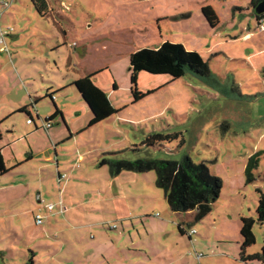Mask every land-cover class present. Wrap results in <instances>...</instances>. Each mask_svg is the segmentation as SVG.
Listing matches in <instances>:
<instances>
[{"label":"rangeland","instance_id":"1","mask_svg":"<svg viewBox=\"0 0 264 264\" xmlns=\"http://www.w3.org/2000/svg\"><path fill=\"white\" fill-rule=\"evenodd\" d=\"M44 1L48 12L42 18L31 0H0V89H3L0 117L10 115L3 125L4 132L12 130L13 125L18 127L15 135H5L15 141L17 155L22 158L30 153L26 135L35 130V125L26 127L28 116L18 106L28 103L37 124L42 125L37 112L43 120L55 112L52 99L46 98V94L68 85L75 77L70 62L79 66L77 70L88 73L105 69L101 75L105 86L113 72L119 86L112 97L118 110L114 124L96 127L86 124L74 140L58 148L61 158L71 156L77 151L76 138L83 139L82 152L91 148L93 153L80 165L94 168L98 161L94 179L100 181L82 182L76 201L98 198L97 192L106 189L114 177L108 166L99 165L100 160L183 161L190 157L222 179L223 189L213 211L202 221H195V212H191L192 219L188 220L193 224L185 225L184 235L178 229L179 219L172 213L164 189L156 185L155 172L137 173L140 181L136 182L126 177L133 176L131 172L115 175L114 179L119 180L115 185H125L131 192L128 201L132 207L144 203L153 207L149 210V216L153 217L145 221L150 235L143 224L137 226L141 233L137 249L141 252L132 260L125 256L126 264H264V224L256 222L253 229L256 242L246 250L240 233L241 218L257 221L261 197L258 190L264 194V159L254 172L257 179L254 183L247 185L245 174L249 159L264 152V30L257 24L250 0ZM201 5L216 9L219 18L216 28L204 18ZM244 27H250L254 33L251 41L238 37L242 31H237ZM63 32L68 33L67 39ZM165 42L182 44L187 51L198 52L207 62L211 78L202 80L189 73L173 81L168 75L142 72L137 81L139 91L155 93L135 103L130 81L131 55L145 48L157 49ZM21 76L23 81L19 80ZM5 89L10 92L6 94ZM75 89L70 88L67 96L60 97V93L56 97L65 102L69 96L73 102ZM34 91L38 94L34 95ZM29 95L42 99L35 108ZM83 120L81 117L77 124ZM154 134L178 138L148 146L146 141ZM32 139L42 141L37 133ZM5 158L7 168H13V155L7 151ZM52 158L53 166L49 169L41 171L38 160L0 177V264H28L31 250L37 254L35 264H55L49 263L53 255L42 247L43 243L32 244L38 239L36 233H44L47 220L37 226V215L31 213L34 204H38L39 192L45 203L60 201L63 185L56 182L54 150ZM60 171H65L64 166ZM136 188H147V195L140 193L142 197L134 198ZM158 194L162 200L152 198ZM100 196L103 202L96 204V208L111 209L107 196ZM95 215L102 217L88 220L103 223L88 230L89 236L127 238L129 242L128 223L122 233L123 224L115 217L107 214L112 218L107 222L109 218L105 219L103 212ZM192 230L195 233L190 237ZM60 259L57 261L65 264L76 263L74 259L70 263ZM79 262L88 264L87 260Z\"/></svg>","mask_w":264,"mask_h":264},{"label":"crops","instance_id":"2","mask_svg":"<svg viewBox=\"0 0 264 264\" xmlns=\"http://www.w3.org/2000/svg\"><path fill=\"white\" fill-rule=\"evenodd\" d=\"M226 0H223V2ZM250 4V3H249ZM211 7V6H210ZM213 7V6H212ZM201 8L203 9L204 6L201 5ZM216 10V9H215ZM255 15V14H254ZM219 21V18H218ZM257 21V19H256ZM257 24L259 25V22L257 21ZM240 31L241 34L238 36H241V39L245 40H252L254 33H252L251 28H243L239 29L237 33ZM64 38L67 39L68 33L63 32ZM250 38V39H249ZM67 43V41L65 42ZM75 44V43H74ZM76 45V44H75ZM59 46H57L58 48ZM85 47V46H83ZM253 54L254 51H251ZM84 51H81V55H83ZM13 64V63H12ZM69 67H71L70 71L73 72L75 77L72 81L66 86L56 87V89L53 90V92H49L46 94V98H51L52 105L54 106V109L56 110L55 106L57 107L58 111L61 112V115L58 116L54 121H52V126L46 130L43 128L44 123L46 120H43L40 116H38L37 112V118L38 120L42 121V125H38L34 117L32 116V112L30 110V107L28 103H24L22 106H18L22 109L27 108V113H24L28 116V120H30V116L33 117L34 121L32 124H28L27 120V128H30L31 126L35 125V130H31L26 135V144L28 149L30 150V153H28L25 157H20L16 153V149L14 147L15 141H12L5 137V135H11L17 132L18 127L16 125H13L12 130L4 132L3 125L9 120L10 115L8 116H2L0 117V131L2 134V139L0 140V148L2 149V153L4 155L3 160L6 165V152L8 151L9 154L13 155V168L16 167H22L24 165L30 166V164L34 162L41 161V164L38 165L39 169L42 171V169H49L51 166H53L52 153L53 150L56 152L57 159H56V166H57V172L56 175V182H59V185L62 186L61 191H59V199L60 201L56 203H45L42 199V194L40 192L38 193V204L32 207L31 213L39 215L41 214L43 207H45L48 204L56 205L58 206L61 202L66 207V210L63 214L55 213L51 214L47 210V214H44L46 216L47 223L44 226V233H36L35 237L38 238L37 241H33L32 244L38 245L39 243H43L44 248H47L50 253V255H53L49 263L55 264H65L63 263L64 260L66 263H70L72 259L75 260L76 263L79 264V260H87L88 264H126L125 260L127 257L131 260L137 256L136 253L141 252L137 249V242L138 239L141 240V233L139 232L137 226L141 223L144 225V228L148 225L145 223L146 219H151L153 216H149V210L153 207L150 206L148 203H144L143 205L136 204L134 207L129 203V198L131 195V192L126 188L125 185H122L120 187H117L115 185L116 181H119L117 179H114V177L111 178V181L106 186V189L103 188L97 194L99 193L98 198H94L92 200L87 201H76L78 199V196L80 194V187L81 183H89V184H97V182L100 181V179H94L95 167L98 168V161L94 163L93 166L88 168H83V166L80 165L81 162H84L87 160V156L92 155L91 148L88 149V151H83L84 148V140L83 139H77L76 138V146L77 151L75 153H71V156H64L65 158H61L60 155H58V148L62 144L74 140L75 136H77L81 131L84 130V127H86V124H89L93 118L91 110L89 109L88 105L84 101V99L81 96V93L77 90L72 95L71 101L70 97H66L65 102H63V99H57L59 96L63 97L66 94H68V91L70 88H76L73 84L75 81L85 78L86 76L97 74L95 78L93 79L97 86L103 89V91L107 94L108 100L110 101L111 105L115 108H117L116 104L113 103L112 97L114 96V93L119 89V86L116 82V78L113 72H110L109 78L110 81H106L105 86L102 81V73L105 71V69H96L93 72L88 73L87 71H79L76 68L79 67L78 65L73 64V61L69 63ZM108 69V68H106ZM25 73V72H24ZM111 76V77H110ZM108 78V77H107ZM20 81H23L22 76L19 77ZM70 87V88H69ZM22 88V87H21ZM69 88V89H67ZM23 89V88H22ZM6 94H8L9 89L4 90ZM1 92H3V89H0V98L2 97ZM35 92V91H34ZM62 95H59V94ZM64 93V94H63ZM34 95L38 94L37 92L33 93ZM59 95L56 97V95ZM67 96V95H66ZM30 100H33L34 108L41 102V98L38 96L34 99L32 98V95L28 96ZM24 98V97H23ZM26 98V97H25ZM25 100V99H24ZM60 100L62 101L61 103ZM1 101V99H0ZM72 103V104H71ZM18 110V109H17ZM16 110V111H17ZM20 111V110H19ZM23 113V112H22ZM55 113V112H54ZM30 114V115H28ZM117 114V113H116ZM114 114L111 116L108 120L101 122L96 126H100L103 124H109L114 122V118L116 116ZM54 114L49 113L48 118L52 117ZM81 117L84 119L81 124H77V122L81 119ZM86 121V122H85ZM114 124V123H113ZM94 127V126H93ZM116 127V126H115ZM37 133L42 137V141L38 140L40 144H38L37 140H33V135ZM45 134V135H44ZM23 140V141H24ZM37 144V145H36ZM61 144V145H60ZM73 144V143H72ZM81 145V146H80ZM80 147V148H79ZM64 150V149H62ZM65 151V150H64ZM77 157V158H76ZM62 159H64V163H62ZM38 164V163H37ZM64 164V165H63ZM62 166H64V172L60 171ZM7 167V166H6ZM13 168H11V172H13ZM9 169V168H8ZM9 173V174H10ZM66 174V179H63V181H60V175ZM8 175V174H6ZM4 175V176H6ZM131 175L133 176H126L128 178L132 177V179L135 181L138 180V175L131 172ZM3 175H0V177ZM3 176V177H4ZM131 180V179H130ZM135 181V182H136ZM61 182V183H60ZM118 183V182H117ZM30 183H26L28 185ZM131 185H135V183H131ZM21 186V184H20ZM90 186V185H89ZM147 188H136L135 189V195L134 198H139L147 195ZM72 194V195H70ZM140 194V195H139ZM100 195H106V199L110 201L111 203V209L106 208L104 211L102 209L96 208V204L101 205L102 199L100 198ZM154 199L162 200L161 197L158 196H152ZM164 201V200H163ZM59 208V207H58ZM57 209V208H56ZM45 212V213H46ZM97 212H103L105 219L107 214L110 216L115 217L117 221H120L123 224V231L124 233L126 230L124 229L125 223L126 226L130 227L129 238L127 242V238H115V237H99V236H89L87 232L90 231L91 228L97 227L103 223L102 220L98 222H94L93 219L88 220L89 218H95L97 217L95 213ZM39 213V214H38ZM173 213V212H172ZM174 216H177L179 219V226H182V230L184 231L185 225H192V220H188V217H191V212L186 214H180V213H173ZM43 215V214H42ZM156 217H159L158 214H153ZM37 217V216H36ZM102 215H98L97 218L101 219ZM96 218V219H97ZM109 218V217H108ZM114 219V218H113ZM45 220V221H46ZM112 218H109L107 222H111ZM106 222V220H105ZM164 222V221H163ZM36 224V223H35ZM112 225V224H111ZM159 225V224H158ZM116 226V225H115ZM165 227V223L163 224ZM46 227V228H45ZM159 227H161L159 225ZM112 229V226L109 227ZM179 229V228H178ZM89 230V231H88ZM147 235H150V232L145 228ZM185 232V231H184ZM186 233V232H185ZM184 233V234H185ZM181 234V235H184ZM191 237V236H190ZM41 238L43 240H41ZM41 240V241H39ZM43 241V242H42ZM39 242V243H38ZM32 252L33 262L36 259V252ZM95 253H98L97 256L93 257ZM130 253V254H128ZM61 256V257H60ZM126 256V258H124ZM58 258H61L60 261H57ZM124 258V259H123ZM166 262H170L169 259L165 260ZM128 263V262H127ZM141 264V262H137ZM35 264V263H34ZM72 264V263H71ZM129 264V263H128ZM132 264V263H130Z\"/></svg>","mask_w":264,"mask_h":264},{"label":"trees","instance_id":"3","mask_svg":"<svg viewBox=\"0 0 264 264\" xmlns=\"http://www.w3.org/2000/svg\"><path fill=\"white\" fill-rule=\"evenodd\" d=\"M36 7L40 17L47 16V4L44 0H31ZM264 0H250V8L254 12L256 19L260 22L264 19V13L257 14L256 8ZM204 18L211 27L216 28L219 25L218 15L212 7H204L202 9ZM131 91L134 95L135 103L141 101L148 95H152L155 91H149L147 94L141 93L138 89L137 81L142 72L152 74V76L168 75L173 81L185 78L191 73L200 79H210L211 72L207 62L198 52L187 51L182 44H171L165 42L157 49L145 48L131 55ZM97 74L86 76L74 82V86L81 93L82 98L88 105L93 118L90 127L108 120L111 116L118 112L110 101L107 94L102 88L96 85L94 78ZM56 110L52 117L46 119L48 122L54 121L61 112ZM21 112L27 113V108L20 109ZM30 115V114H28ZM30 119L34 121L33 117ZM178 136H166L163 134H154L149 136L146 144L153 146L156 143L171 142ZM2 134L0 131V140ZM2 149L0 148V175H6L11 172L3 160ZM264 152L260 151L254 154L245 168L246 184L250 185L257 179L254 172L258 169ZM101 167L108 166L111 173L119 175L123 172L147 173L155 172L157 174L156 185L164 189L165 197L168 205L173 213L186 214L195 212V221L200 222L213 211V205L222 195L223 182L222 179L214 177L208 167L204 164H196L190 157H185L182 161H166V160H139V161H117L112 159L100 160ZM261 194L259 205L257 208V221L252 218H241L242 229L241 236L244 240L243 249L246 250L256 242L253 229L256 222L264 224V194ZM179 226L181 234L185 232ZM33 255L28 264H34Z\"/></svg>","mask_w":264,"mask_h":264},{"label":"built area","instance_id":"4","mask_svg":"<svg viewBox=\"0 0 264 264\" xmlns=\"http://www.w3.org/2000/svg\"><path fill=\"white\" fill-rule=\"evenodd\" d=\"M6 6H9L8 4H6ZM259 27L264 30V19H262L260 22H259ZM33 123V120H28V124H32ZM52 126V122H48V121H45L44 123V126L43 128L44 129H49L50 127ZM66 174L64 175H60V181L63 180V179H66ZM59 207V208H58ZM57 208V209H56ZM43 209L47 210L49 213L51 214H55L56 212L57 213H60V214H63L64 211L66 210V207L62 204V202L56 206V205H51V204H48L46 205L45 207H43ZM45 220H46V216L42 215V214H39L37 215L36 217V225L37 226H41L43 225V223H45ZM195 231L192 230L189 235L191 236L192 234H194ZM199 259L201 258V256L198 257Z\"/></svg>","mask_w":264,"mask_h":264},{"label":"water","instance_id":"5","mask_svg":"<svg viewBox=\"0 0 264 264\" xmlns=\"http://www.w3.org/2000/svg\"><path fill=\"white\" fill-rule=\"evenodd\" d=\"M256 13L261 14L264 13V2L260 3L258 7L256 8Z\"/></svg>","mask_w":264,"mask_h":264}]
</instances>
